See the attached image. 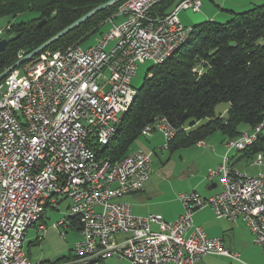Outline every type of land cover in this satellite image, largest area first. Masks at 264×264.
<instances>
[{
  "label": "built area",
  "instance_id": "obj_1",
  "mask_svg": "<svg viewBox=\"0 0 264 264\" xmlns=\"http://www.w3.org/2000/svg\"><path fill=\"white\" fill-rule=\"evenodd\" d=\"M162 1L126 0L95 44L44 52L24 73L14 71L0 85V264H23L18 242L24 241H16V233L44 196H55L54 207L64 197L69 211L83 210L82 239L67 261L72 264H105L113 257L131 264H198L206 255L241 261L223 237H211L194 225L196 211L208 207L219 219H242L264 253V172L248 176L229 157L232 150L240 152V144H254L264 123L226 140L222 164L207 177L218 179L220 190L208 197L196 190L180 193L184 213L177 221L161 214L136 215L121 200L151 179L153 152L134 148L115 160L113 172H106L107 157L90 158L132 91L139 66L156 63L157 55L192 27L182 24L180 11L199 12L202 6V0H182L162 15L156 10ZM119 16L123 20L115 23ZM154 132L163 136L166 149L178 130L160 115L141 135ZM198 145L205 146L203 141ZM254 163L264 165V154ZM57 225L63 226V220ZM116 235L127 237L118 241Z\"/></svg>",
  "mask_w": 264,
  "mask_h": 264
},
{
  "label": "trees",
  "instance_id": "obj_2",
  "mask_svg": "<svg viewBox=\"0 0 264 264\" xmlns=\"http://www.w3.org/2000/svg\"><path fill=\"white\" fill-rule=\"evenodd\" d=\"M107 1L0 0V17H16L25 12L37 14L30 21L10 23L4 29L5 36L0 40L13 39L7 42L3 51L0 50V74ZM125 1L96 14L40 54L81 45L100 33L101 27ZM172 6L173 0H164L156 10L168 15ZM42 20L45 23L38 25ZM192 28L186 43L163 63L153 64L149 70L152 76L148 73L143 85L137 89L109 144L93 145L100 158L110 157L115 161L128 155L143 128L160 115L166 116L178 130L168 146L172 153L205 141L216 132L228 139L237 138L243 131H251L264 123V4L234 12L225 23L209 20ZM40 54L23 63L18 70L26 64L34 65ZM2 83L3 80L0 85ZM220 103L229 104L225 116L216 113ZM202 120L207 121L198 124ZM239 153L246 159L264 154V124L257 141ZM47 207L54 208L47 203L44 210ZM69 218L71 228L81 231V219L72 215ZM72 258L73 254L52 264ZM47 263L51 262L41 264Z\"/></svg>",
  "mask_w": 264,
  "mask_h": 264
},
{
  "label": "rangeland",
  "instance_id": "obj_3",
  "mask_svg": "<svg viewBox=\"0 0 264 264\" xmlns=\"http://www.w3.org/2000/svg\"><path fill=\"white\" fill-rule=\"evenodd\" d=\"M180 1L173 0L172 10L175 9ZM258 5H261V3ZM189 12L190 11H183L184 14H189ZM238 12H243V10ZM179 15H182L181 11L179 12ZM35 17H37L35 12H25L16 17H0V30L3 32L0 39L5 36L4 29L10 23L27 22ZM220 22L225 23L227 21ZM108 27L109 23H106L101 27L100 31H104ZM98 35L99 33L88 38L81 44V47L86 49L95 44ZM152 66L153 63L150 61L139 66L137 75L132 83L134 89L137 90L143 85ZM29 68V64H26L19 70L24 73ZM228 107V103H220L216 106V113L225 116ZM206 121L207 120H202L198 124L205 123ZM224 137L225 136L221 132L212 134L206 139L207 142H205V146L208 148L206 150L212 149V141L220 143ZM147 140H151V138H149V136H140L134 143L133 147L139 146L146 151L154 153L153 174L151 180L153 181V186H155V188L150 200L155 204L158 202H164L163 204H159L158 207L166 209L170 215H177L181 210H183L184 213V207L179 201L178 195L180 193L194 190L199 192L202 196L208 194L210 192L208 188L211 185L207 179L208 173L210 170L217 169L222 164L223 159L221 164H217L215 159H211L204 155L203 149L198 147V143L194 146L179 149L172 153L168 148L163 149V146L166 145L164 139L157 137L155 140V146H152V144L146 145V143H148ZM237 155H239L237 150H232L229 153V157H236ZM235 165L236 168L245 171L247 175L251 177L264 172V165H256L254 159H246L243 157V159L236 162ZM216 181L218 180L216 179ZM69 203V199H63L62 202L59 203L58 208L54 209L47 207L43 212L42 221L28 229L23 248L24 258L28 260V262H32L33 264L51 262L47 264H52L53 261L61 257H68L73 253L75 244L82 239V236L80 231L73 229L70 226V211L68 210ZM193 219L195 223H198L199 220H205L210 223L208 226H205V230L207 229L210 231L211 229H215L221 231L225 247L231 252L240 255L241 261L226 256L219 257L220 255H208L204 260H208L210 264H257V262H259V264H264V253L262 249L255 244L249 227L242 219H239L237 222H231L227 219H218L210 207L196 211ZM62 220H65L66 224L63 226L57 225L59 224V221ZM43 223L46 226L44 232L39 231L38 229V225ZM153 230H159V228L153 226ZM38 236H41L42 238L40 241H38ZM125 237L127 236L116 235L118 241L123 240ZM67 261L63 262L66 263ZM105 264L131 263L127 259L120 260L113 257L106 260Z\"/></svg>",
  "mask_w": 264,
  "mask_h": 264
},
{
  "label": "crops",
  "instance_id": "obj_4",
  "mask_svg": "<svg viewBox=\"0 0 264 264\" xmlns=\"http://www.w3.org/2000/svg\"><path fill=\"white\" fill-rule=\"evenodd\" d=\"M259 3L263 5L264 0H202V6L199 12H193L191 10H183L186 12L188 11L190 12L189 14H184L183 11H181L182 15L180 16L178 14V16L182 24L186 26H194L198 23H201L203 21H209V20H214L218 22L227 21L232 17V14L234 12H238L240 10L245 11V10L251 9L253 7H256ZM171 11H172V7H171ZM122 20H123V17L119 16L115 18L114 22L119 23ZM110 28H111V25L109 24V27L106 30L101 31L99 33L96 41L99 39V37L103 35V34L101 35V33H105ZM141 136H144V135H141ZM157 137L163 139V136L159 132H154L151 136H149V138H151V140H153L154 142L151 140H147L148 143H146V145L152 144V146H155L156 144L155 140L157 139ZM226 140H228V138L225 136L224 139L220 143H216L215 141H212L213 147L211 150H206L208 149L206 146L200 147L198 145V147L200 149H203L205 156L210 157L211 159H215L217 164H221L223 156L226 153V148H225ZM205 142L207 141L206 140L203 141L204 144ZM138 147H133V149L138 148ZM139 148H142V147H139ZM146 152H149V151H146ZM230 158H231V164L233 167L236 166L235 165L236 162L241 161L243 159L241 153H239V155H237L236 157L233 156ZM210 184L211 185L208 188L210 192L206 194L205 197L211 196L220 190L219 182L216 181V179L215 181L210 182ZM154 188L155 186H153V181L150 179L145 184V186L143 187L141 191L135 194L126 195L121 200L131 204L134 214H137V215L161 214L167 221H177L182 215L183 210H181L177 215H170V213H168L166 209L159 208L158 205L163 204L164 202H158L157 204H155L152 202V200H150L152 198ZM209 224L210 223L206 222L205 220H199L198 223H195L194 221V225L201 226L203 228H205V226H208ZM206 232L211 237H222L221 231L219 230L217 231L215 229H211L210 231L207 230ZM80 234H81V231H80ZM213 256H219V255H213ZM205 257H208V255L204 256L198 264H210L208 260H204ZM219 257H224V256H219ZM257 264H259V262H257Z\"/></svg>",
  "mask_w": 264,
  "mask_h": 264
},
{
  "label": "bare ground",
  "instance_id": "obj_5",
  "mask_svg": "<svg viewBox=\"0 0 264 264\" xmlns=\"http://www.w3.org/2000/svg\"><path fill=\"white\" fill-rule=\"evenodd\" d=\"M192 32H193V28L190 27V29L186 33V35H184L183 37H179L177 39V41H175V43L171 47V49H167L164 52H162L161 54L157 55V62L154 63V64L155 65L156 64H161L164 61H166L175 51H177L184 43H186V41L192 35ZM18 68H16L14 71H17ZM14 71H12L11 73H13ZM151 76H152V74L150 73L149 77H151ZM5 78L3 79V82H4ZM136 93H137V90L134 89V88L132 89L131 92L128 93L125 101L122 103V108H120V110L117 112V114L115 116L114 122L112 123L111 129L108 132V135L104 138L103 143H101L99 146H107L109 144V142L111 141V139L113 138V136L116 134L117 128L121 124L122 119L124 117V114L127 112V110L129 108L134 96L136 95ZM262 129H263V125H262ZM252 144H253V142H246L244 144H240V151L245 150L247 147L251 146ZM90 158H91V160H99L100 159L98 153L96 152V150L94 148H92L90 150ZM103 158H105V157H103ZM115 170H116V162L114 160H112L110 157H107L106 172H113ZM63 199H67V198H64V197L60 198L59 202H58V206H59L60 201L63 200ZM47 203H49V204H51V206H53L55 204V196H44V198L41 199L40 207L35 210V213L31 217H25V218L22 219V221L20 223V226L18 227V233H16V241H25L24 240V235H26V232L28 231L29 228L35 226L38 222L41 221V216H42V214L44 212V207H45V205ZM58 206L57 207L53 206V207L54 208H58ZM71 215L81 219L83 217V210H71L70 211V216ZM10 223H11V220L10 221H6L7 225H9ZM63 224L64 225L66 224L65 220L63 221ZM41 226H42V224L38 225V227H41ZM44 226H45V224H44ZM45 228H46V226H45ZM44 231H42V232H44ZM38 238L40 240L42 239L41 236H38ZM23 248H24V242H18V249H19V253H20V258H22L23 264H31L32 262L30 263V262H28V260H26L24 258V255H23L24 249ZM38 264H41V263H38ZM63 264H72V263L66 262V263H63Z\"/></svg>",
  "mask_w": 264,
  "mask_h": 264
},
{
  "label": "water",
  "instance_id": "obj_6",
  "mask_svg": "<svg viewBox=\"0 0 264 264\" xmlns=\"http://www.w3.org/2000/svg\"><path fill=\"white\" fill-rule=\"evenodd\" d=\"M120 1L121 0H109V1L104 2V3L96 6L95 8H93L87 14H85L84 16H82L81 18H79L78 20H76L74 23H72L71 25L67 26L65 29H63L62 31H60L59 33H57L56 35H54L52 38H50L48 41H46L45 43H43L41 46H39L38 48H36L32 52H30V53L22 56L17 62H15L9 68L5 69L0 74V82L5 77H7L12 71H14L16 68H18L19 66H21L23 63L28 62L32 58L36 57L38 54H40L42 51H44L47 47H49L51 44H53L56 41H58L60 38H62L63 36H65L67 33H69L70 31L74 30L75 28H77L81 24L85 23L87 20H89L90 18H92L96 14L100 13L101 11H103L105 9H108L109 7L117 4ZM44 23H45V21L42 20V21H40L38 23V25H42ZM12 39L13 38H11V39H6L5 38V39L0 40V50L3 51L5 49V46H6L7 42L10 41V40H12Z\"/></svg>",
  "mask_w": 264,
  "mask_h": 264
}]
</instances>
